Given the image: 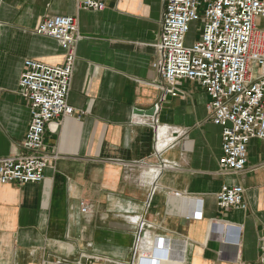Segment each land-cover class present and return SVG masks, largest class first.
Here are the masks:
<instances>
[{
  "label": "crops",
  "instance_id": "obj_1",
  "mask_svg": "<svg viewBox=\"0 0 264 264\" xmlns=\"http://www.w3.org/2000/svg\"><path fill=\"white\" fill-rule=\"evenodd\" d=\"M164 5L106 0L104 11H80L76 0H3L0 158L23 152L31 122L29 104L18 94L24 62L64 63L57 41L36 33L40 23L76 17L81 39L69 95L76 114L45 135L47 154L58 158L43 182L0 183V264L72 263L81 255L130 262L133 217L168 240L167 253H156L155 264L258 260L264 140L249 143L243 174H223L222 129L211 120L206 91L180 80V94L163 99L156 45ZM154 107V116L136 112ZM175 137L173 146L163 147ZM154 170H160L157 179ZM224 185L244 188L245 209H218L216 195ZM82 203L89 213H82Z\"/></svg>",
  "mask_w": 264,
  "mask_h": 264
},
{
  "label": "built area",
  "instance_id": "obj_2",
  "mask_svg": "<svg viewBox=\"0 0 264 264\" xmlns=\"http://www.w3.org/2000/svg\"><path fill=\"white\" fill-rule=\"evenodd\" d=\"M2 3L0 0V6ZM76 4L80 11L106 9V0H76ZM197 24H201L202 35L192 41L189 35ZM36 33L57 41L64 50V63L50 65L37 59L24 62L18 94L29 104L31 122L21 145L23 152L0 158L1 184L43 182L50 161L58 158L45 150L47 130L55 131L62 121L76 114L69 95L81 39L78 19L47 17ZM156 48L163 99L180 94V80L194 82L205 90L211 100V120L222 129L220 172L243 174L248 165L249 143L264 140V0H165ZM176 140L177 137L170 138L163 147L173 146ZM153 173L156 179L160 176V170ZM244 194L242 186L224 185L216 195L218 209H245ZM81 209L84 214L90 212L85 203ZM130 221L136 226L130 262L81 255L76 262L58 259L54 264H155V254L168 251L167 238L152 235L142 217ZM235 231L239 233V229ZM260 250L256 262L238 264H264V237Z\"/></svg>",
  "mask_w": 264,
  "mask_h": 264
},
{
  "label": "rangeland",
  "instance_id": "obj_3",
  "mask_svg": "<svg viewBox=\"0 0 264 264\" xmlns=\"http://www.w3.org/2000/svg\"><path fill=\"white\" fill-rule=\"evenodd\" d=\"M200 17H202V14L200 15ZM201 22V21H200ZM201 24H197V25H193L192 26V31L189 35V38L190 40H197V39H200L201 38V35H202V31H201V28H200Z\"/></svg>",
  "mask_w": 264,
  "mask_h": 264
},
{
  "label": "water",
  "instance_id": "obj_4",
  "mask_svg": "<svg viewBox=\"0 0 264 264\" xmlns=\"http://www.w3.org/2000/svg\"><path fill=\"white\" fill-rule=\"evenodd\" d=\"M136 112L141 113V114H147V115H149V116H154V115H155V112H156V109H155V107H154V108H152L151 110L146 111V113L143 112V111H139V110H136Z\"/></svg>",
  "mask_w": 264,
  "mask_h": 264
}]
</instances>
